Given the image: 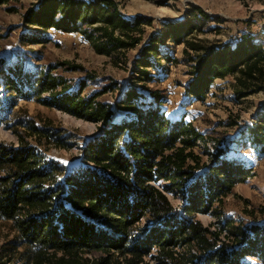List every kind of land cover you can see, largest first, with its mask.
<instances>
[{
    "label": "trees",
    "instance_id": "obj_1",
    "mask_svg": "<svg viewBox=\"0 0 264 264\" xmlns=\"http://www.w3.org/2000/svg\"><path fill=\"white\" fill-rule=\"evenodd\" d=\"M11 1L0 0V8L14 11L7 6ZM193 16L206 14L191 8L183 21L163 22L146 40L148 20L123 18L114 0H39L22 20L30 28L27 44L46 43L54 30L77 33L96 54L112 58L138 47L133 83L159 82L160 61L176 62L169 45H181L190 65L185 93L192 100H204L214 80L226 77L234 79L237 100L264 89L262 44L242 33L232 44L198 46L190 38L197 28ZM66 64L36 74L12 69V77L2 76L6 91L36 96L46 106L100 126L79 147L82 164L70 169L44 159L22 140L17 147L0 143V220L15 233L0 264H141L146 256L156 264H247L248 257L264 264V226H234L214 206L252 175L250 168L226 160L219 149L207 151L209 160L202 162L195 150L203 142L201 133L183 118L165 115L160 91L143 94L130 84L114 109L97 99L112 86L88 96L81 94L82 84L69 91L52 74ZM43 93L47 98L39 99ZM114 110L126 116L114 121ZM27 127L67 146L59 135ZM245 129L244 143L264 155V113ZM207 213L222 222L217 220L214 229V224L203 226L196 216Z\"/></svg>",
    "mask_w": 264,
    "mask_h": 264
},
{
    "label": "rangeland",
    "instance_id": "obj_2",
    "mask_svg": "<svg viewBox=\"0 0 264 264\" xmlns=\"http://www.w3.org/2000/svg\"><path fill=\"white\" fill-rule=\"evenodd\" d=\"M38 1L12 0L7 6L14 8V11H7L5 5L0 8V143L17 147L22 140L36 148L44 159L54 160L70 169L82 164L79 147L84 140L97 134L100 126L99 123L46 106L36 96L25 99L15 91H6L2 76L12 77V69L36 74L47 66L65 62L66 65L53 69L52 74L61 77L69 91L82 84L81 94L88 96L112 86L97 99L109 103L114 109L117 98L123 96L130 84L143 94L158 90L165 98L162 104L165 115L174 120L183 118L201 133L203 142L195 150L202 162L209 160L205 154L207 151L213 154L215 149H219L226 160L236 159L250 168L252 175L244 183L236 184L221 203L215 204V211L221 212L223 219H230L234 226L243 229L264 226V155L258 154L249 143H244L241 136L242 130L251 126L255 116L264 113V89L237 100L233 94L234 79L226 77L214 80L204 100L186 97L190 65L181 45H169V53L176 62L160 61L164 70L159 82L133 83L132 61L138 47L128 50L123 56L112 58L96 54L77 33L54 30L48 31L49 40L46 43L27 44L24 37L30 28L24 25L22 15ZM114 1L128 19L139 16L148 20L149 25H143L144 39L160 29L163 22L183 21L187 10L199 8L206 17L193 16L197 27L190 37L193 43L203 47L227 42L232 44L242 33H248L264 48V0ZM189 54L194 53L189 51ZM22 88L25 90L26 86ZM46 98V93L39 97ZM123 113L126 112L114 110L113 120L125 117ZM29 124L61 136V141L67 146H58L51 138L32 133L27 127ZM167 196L174 206H178V199L171 194ZM217 217L207 213L197 214L196 219L207 226L217 220L222 222L221 217ZM214 228L215 224L211 229ZM14 236L9 222L0 220V254L5 253ZM245 261L247 264H262L255 257H248ZM141 264L156 263L146 256Z\"/></svg>",
    "mask_w": 264,
    "mask_h": 264
},
{
    "label": "built area",
    "instance_id": "obj_3",
    "mask_svg": "<svg viewBox=\"0 0 264 264\" xmlns=\"http://www.w3.org/2000/svg\"><path fill=\"white\" fill-rule=\"evenodd\" d=\"M85 2H90V1H93V0H84ZM119 12H120V14L122 15V17L123 18H125V19H128L127 17H125L123 14H122V12L119 10ZM159 30V29H158ZM158 30H156L155 32H157ZM155 32H153V33H155ZM144 40H146V38L144 39Z\"/></svg>",
    "mask_w": 264,
    "mask_h": 264
}]
</instances>
